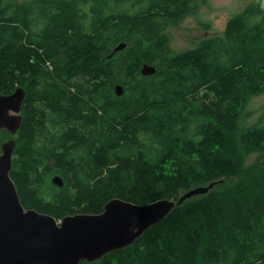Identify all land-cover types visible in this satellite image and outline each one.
<instances>
[{"label":"trees","instance_id":"1","mask_svg":"<svg viewBox=\"0 0 264 264\" xmlns=\"http://www.w3.org/2000/svg\"><path fill=\"white\" fill-rule=\"evenodd\" d=\"M195 2L0 0V95L25 91L10 170L25 208L61 219L213 183L131 245L79 264H264V108L240 123L264 91V2L171 55L162 32Z\"/></svg>","mask_w":264,"mask_h":264},{"label":"water","instance_id":"2","mask_svg":"<svg viewBox=\"0 0 264 264\" xmlns=\"http://www.w3.org/2000/svg\"><path fill=\"white\" fill-rule=\"evenodd\" d=\"M125 46V42L117 44L107 58ZM154 72L149 64L140 68L143 76ZM113 91L120 96L123 88L116 84ZM24 96L21 87L0 95V130L14 133L19 128ZM14 145L13 137L0 143V264H79L98 260L108 252L131 245L175 206L213 186L210 183L191 188L177 200L163 198L146 204L115 198L100 213H75L56 219L21 203L10 177ZM51 184L62 187V178L52 176Z\"/></svg>","mask_w":264,"mask_h":264},{"label":"rangeland","instance_id":"3","mask_svg":"<svg viewBox=\"0 0 264 264\" xmlns=\"http://www.w3.org/2000/svg\"><path fill=\"white\" fill-rule=\"evenodd\" d=\"M28 2L32 0H17ZM257 0H196L194 11L190 10L176 26L167 25L163 30L166 36L168 52L171 55L195 47L201 40L212 36L222 35L224 26L229 17L242 12L246 6H254ZM264 2V0H263ZM264 108V91L257 95L247 97L242 109L240 123L255 122L260 117ZM247 112L251 114L244 117ZM9 133V132H8ZM15 140L18 134L10 133ZM257 157L251 153L245 157L247 164L252 163Z\"/></svg>","mask_w":264,"mask_h":264},{"label":"flooded vegetation","instance_id":"4","mask_svg":"<svg viewBox=\"0 0 264 264\" xmlns=\"http://www.w3.org/2000/svg\"><path fill=\"white\" fill-rule=\"evenodd\" d=\"M21 108H22V106H21ZM19 114H21V109H20V111H19ZM17 131H18V129H17L15 132L17 133Z\"/></svg>","mask_w":264,"mask_h":264},{"label":"bare ground","instance_id":"5","mask_svg":"<svg viewBox=\"0 0 264 264\" xmlns=\"http://www.w3.org/2000/svg\"><path fill=\"white\" fill-rule=\"evenodd\" d=\"M122 87V86H121Z\"/></svg>","mask_w":264,"mask_h":264}]
</instances>
